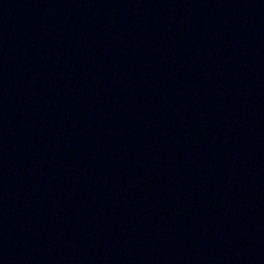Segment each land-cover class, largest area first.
Masks as SVG:
<instances>
[{
  "label": "water",
  "instance_id": "1",
  "mask_svg": "<svg viewBox=\"0 0 264 264\" xmlns=\"http://www.w3.org/2000/svg\"><path fill=\"white\" fill-rule=\"evenodd\" d=\"M0 264H264V0H0Z\"/></svg>",
  "mask_w": 264,
  "mask_h": 264
}]
</instances>
